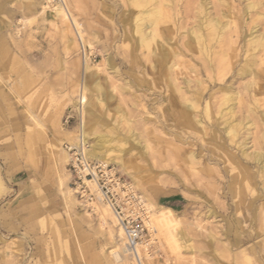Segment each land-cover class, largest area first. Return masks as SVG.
I'll return each instance as SVG.
<instances>
[{"label":"rangeland","instance_id":"obj_1","mask_svg":"<svg viewBox=\"0 0 264 264\" xmlns=\"http://www.w3.org/2000/svg\"><path fill=\"white\" fill-rule=\"evenodd\" d=\"M31 1L0 0V264H116L109 253L114 241L98 219L97 210L103 207L96 200L95 207H83L74 191L71 156L66 150L73 145L60 127L65 125V132L74 136L79 131L71 110L83 76L77 34L103 95V105L93 108L100 129L111 119H123L121 129L132 132L140 143L128 145L124 157L139 182L117 165L108 167L172 221L155 232L152 240L144 229L139 244L147 242L146 250L141 249L150 253L151 264H235L232 257L220 253L223 242L230 243L232 254L250 246L260 251L258 224L264 190L256 164L229 144L217 123L211 128L219 140L200 129L177 130L179 114L173 105H182L179 95L165 87L171 78L182 92L203 89L199 114L206 123L203 107L211 93L215 106L220 89L240 91L244 80L237 70L245 61L250 27L243 10L251 0H208L212 12L229 11L222 18L223 23L229 22L226 32L230 30L237 56L225 73L209 69L206 58L183 43L185 31L198 20L200 0H165L161 7L162 15L170 17L163 26L169 28L175 52L168 56L170 69L165 60L147 58L125 40L135 13L143 10L131 6L129 0H64L74 45L65 38L60 17L50 11L57 4L40 0L30 8ZM256 30L261 32V27ZM257 66L258 59L254 73L263 87L250 95L261 106L264 64ZM252 96H246V102ZM260 108L264 111V106ZM212 114H216L214 109ZM67 115L73 118L66 125ZM251 139L248 153L255 149ZM51 144L69 156L66 162H58L57 169L48 160ZM219 146L227 150L231 162ZM189 152L195 153L198 162L192 167L186 164ZM243 171L252 191L244 188ZM66 188L74 193V209L63 199ZM114 240L126 241L117 236ZM122 256L134 264L124 246Z\"/></svg>","mask_w":264,"mask_h":264},{"label":"bare ground","instance_id":"obj_2","mask_svg":"<svg viewBox=\"0 0 264 264\" xmlns=\"http://www.w3.org/2000/svg\"><path fill=\"white\" fill-rule=\"evenodd\" d=\"M39 1L40 0H32L28 4V7L35 8L36 4H39ZM49 1L51 4H57L56 7L52 8L50 11L53 16L60 17L64 26V32L66 33L65 38L69 44L74 45L76 40L74 36H72L70 28L66 24L69 23L70 25L71 20L66 12L67 10H65V1ZM129 3L131 6L136 8L143 7V10L135 13L129 32L125 31V40L133 46L135 51L140 50L147 58L158 57L165 60L168 69H170L172 67V63L167 61L168 56H175V52L173 50L174 46L172 47L173 44L170 43V38H168L170 36L168 30L169 28L163 27L169 20L168 18H170L164 17L161 13V7L165 3V0H129ZM209 6L210 4L208 0L199 1L197 5V14L199 15L198 20L189 30L185 31V34L183 33L186 36V41H183V43L188 50H194V48H196V52L206 58L205 63L209 69L213 71V68H216L218 71L222 70L225 73L233 65V60L237 56L234 48L235 44L229 35L230 30L226 32L229 22L226 21L223 23V19L225 17L222 18V14L229 13V11L228 9H220L218 12H212ZM42 8L46 7L43 6ZM43 13L44 12H42V14ZM243 13L244 17H246L249 21L250 27L248 34L245 36V61L237 70V76L240 80L244 81L240 85V91H233L229 88L220 89V98L217 102L215 101L216 104L213 103L215 106H212L211 104L214 94H210L209 99L205 102L203 107L207 123L210 125H206L207 123L202 120L199 114V104L201 99L204 97L203 89H198L196 92L192 91L193 94H191L188 89H185L184 92H182L183 89L176 86L175 80L171 78H167V86L165 87H167L168 90H171V92L179 95L180 104L182 105V107L179 106V108L176 105H173L176 112L179 114V119L175 121L176 129H184V131L190 132L200 129L203 130L205 134H208L210 139L219 140V134L211 128V124L213 122L217 123L218 127L221 128L223 134L228 139L229 144L236 146L237 149L239 148L241 150V156L244 159L252 161L256 164V169L264 190V111L260 108L264 105L259 106L258 100L255 99V96L250 95L252 90L255 88L258 90L263 87L259 85L260 81L258 79L256 80L254 73L256 68L254 66L256 65L257 59L259 62V66L257 67H261L264 64V59L262 58L264 57V0L248 1L245 5ZM258 27H261V32L256 30ZM182 31H184V29ZM77 38L79 41V51L82 59L83 76L76 100L71 103V106L73 107L71 110L76 114L78 119L77 125L79 131L78 134L74 136V134L70 132L66 133V126L61 125L62 135L71 139V144L74 147L82 148L84 156L87 159L94 160L104 166H108V164L117 165L122 169V171L126 172L131 179L135 182H139L137 172L131 171L130 167L124 161V157L125 153H127L126 149L128 145H136V143L139 145L140 143L136 142V138L132 132L127 131V134L123 131L124 129H121L123 119H111L109 120V124L106 125L104 123L102 125L103 130L100 129V119L96 113H94L93 108L95 106L103 105V95L101 93L100 86L96 81V76L93 73L92 68L89 67L90 61L88 54L86 53L84 43L79 38L78 34ZM88 46L91 47L90 44H88ZM85 59L87 63L86 61L84 62ZM106 62L108 63L109 60L107 59ZM186 84L188 85V83ZM246 96H252L249 102H246ZM213 109L214 112H216L215 115L212 114ZM83 116H85L88 120L84 122ZM249 136L252 138V147L254 146L255 149L248 153L247 141ZM50 148H52V150L49 152L48 160L50 161L51 166L54 169H57L58 162H66L69 159V156L67 152L62 151L58 145L51 144ZM219 148L221 149L222 147L219 146ZM142 150H144V147H142ZM220 152L226 158L227 162H231L230 155L227 154V150L222 148ZM197 163L195 153L189 152L186 156V164L188 167H192ZM244 173L245 172L243 171L242 182L245 184L244 188L248 189V191H252L253 189L246 178L247 176H244ZM108 174H111V172H108ZM86 183L88 187L90 186L91 189L94 190L93 192L97 198V202L103 207L102 209L97 210L98 219L101 226L107 229L110 239L114 241V249L110 252L108 251L111 254L110 256L113 257L114 263L116 264H131L128 263L122 256V247L124 246L125 249L126 241L119 243L114 240L115 236H117L120 240H126L124 228L121 226L113 213L111 206L101 200L102 195L97 184L89 180H87ZM61 185H63V183H61ZM128 186L133 189L131 184H128ZM63 199L66 201L67 205L73 209L75 208L76 200L72 190L66 188V193ZM138 200L142 206L141 210L144 226L152 237V240L155 232H160L161 228L165 225H171L172 221L166 213L160 209V207L155 208L151 206V204H147V202L143 201L141 197ZM79 203H81L80 200ZM95 203L96 202H91L89 204L81 203V205L83 207L90 205L93 207L94 205L95 207ZM259 212L260 222L258 225L259 230L261 231L259 232L262 234L259 243L261 246L260 251H258L255 246H250L246 250L232 254L230 243L223 242L220 253L227 257H232V261L235 264H264V204L261 205ZM185 242L188 243L189 241L187 240ZM146 245L147 242H142L141 245L138 244L133 250L125 249L127 256L132 262H134V264H151L150 253H144L141 249L142 247L146 250ZM123 254H125V252Z\"/></svg>","mask_w":264,"mask_h":264},{"label":"built area","instance_id":"obj_3","mask_svg":"<svg viewBox=\"0 0 264 264\" xmlns=\"http://www.w3.org/2000/svg\"><path fill=\"white\" fill-rule=\"evenodd\" d=\"M72 118L71 115H67L65 124L67 125ZM66 150L71 156L69 171L72 176V186L80 202L89 204L97 201L86 181L96 183L102 195L101 200L111 206L113 213L125 230V249L133 250L139 244L145 229L142 206L138 200L140 197L128 184L121 181L111 168L87 159L82 148L68 145Z\"/></svg>","mask_w":264,"mask_h":264}]
</instances>
